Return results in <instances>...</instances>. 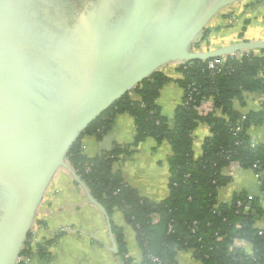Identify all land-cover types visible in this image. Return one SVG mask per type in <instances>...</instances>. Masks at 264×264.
Masks as SVG:
<instances>
[{
  "label": "water",
  "instance_id": "obj_1",
  "mask_svg": "<svg viewBox=\"0 0 264 264\" xmlns=\"http://www.w3.org/2000/svg\"><path fill=\"white\" fill-rule=\"evenodd\" d=\"M107 1L0 0V264L19 263L61 169L103 213L124 264L111 219L70 165V150L162 68L264 50V41L195 48L212 20L243 0H129L118 27Z\"/></svg>",
  "mask_w": 264,
  "mask_h": 264
},
{
  "label": "trees",
  "instance_id": "obj_2",
  "mask_svg": "<svg viewBox=\"0 0 264 264\" xmlns=\"http://www.w3.org/2000/svg\"><path fill=\"white\" fill-rule=\"evenodd\" d=\"M211 32L205 29L195 48L200 49V42ZM210 61L215 60L179 65L183 77L178 81L157 72L103 113L69 152L70 165L109 217L121 211L136 231L143 256L139 263L128 257L124 229L111 221L124 264H179L177 256L184 251L193 252L202 264H264V229L256 225L258 217L264 216V204L246 193H235L230 202L219 201L220 189L233 181L224 173L232 164L254 171L264 196V144L253 143L249 136L252 127L264 126V105L246 116L233 106L234 99L244 101L245 93H264V50L251 51L241 59L228 57L215 70L208 68ZM169 82L184 91L172 123L157 104L160 90ZM209 99L214 111L201 115L197 108ZM122 114L134 119L132 144L115 145L102 156L88 157L82 139L88 135L100 138ZM201 123L209 126L211 136L202 145V155L196 157L194 133ZM148 138L158 145L167 143L172 150L167 162L169 196L161 202L143 197L114 170L122 156H132ZM32 236L30 232L21 256L49 264L51 243L33 244ZM237 240L250 243L253 254L237 248Z\"/></svg>",
  "mask_w": 264,
  "mask_h": 264
},
{
  "label": "crops",
  "instance_id": "obj_3",
  "mask_svg": "<svg viewBox=\"0 0 264 264\" xmlns=\"http://www.w3.org/2000/svg\"><path fill=\"white\" fill-rule=\"evenodd\" d=\"M262 28L256 29V24ZM255 24V26H254ZM211 39L206 43L211 45L209 50L220 49L240 41H264L259 36L264 31V0H245L224 10L216 16L209 27ZM238 29L237 36L229 31ZM216 33L215 35V32ZM255 31V32H254ZM224 36L225 43H218L220 35ZM259 34V35H258ZM220 42V41H219ZM212 45H215L212 47ZM202 50V49H201ZM207 51V50H202ZM179 65H169L161 70L174 81L182 79L178 72ZM244 101L233 100L234 109L246 116L251 112H258L264 105V93L257 91L245 93ZM184 91L175 82H169L162 87L157 104L164 117L171 123L176 109L182 105ZM214 111L213 100L205 101L200 113L207 115ZM218 111L216 114L221 115ZM211 136L210 128L206 124H199L194 133V153L196 157L202 155V145ZM253 143L264 144V126H254L249 132ZM135 137V124L132 116L118 115L111 130L97 136H85L82 144L85 154L90 158L102 156L110 152L115 145H130ZM172 154L171 146L167 143L158 145L153 138L142 142L132 156H122L114 165L126 183L137 189L143 197L161 202L169 196V168L168 157ZM224 173L232 177L233 181L219 191V201L230 202L235 193H246L250 199L258 198L264 204L258 176L252 170L242 169L238 164H232L224 169ZM113 224L122 227L127 243L128 257L134 262L142 261V251L139 247L136 231L128 223L121 211L111 216ZM257 227L264 229V216L258 218ZM35 236L40 242H50L49 264H119L118 257L112 251V240L108 225L103 213L88 201L85 190L66 169H61L53 179L41 203L34 226ZM115 238V237H114ZM116 240V239H115ZM237 248L243 249L247 254H253V246L245 241L237 240ZM179 264H202L193 252H180L177 256ZM31 264H41L33 259Z\"/></svg>",
  "mask_w": 264,
  "mask_h": 264
},
{
  "label": "built area",
  "instance_id": "obj_4",
  "mask_svg": "<svg viewBox=\"0 0 264 264\" xmlns=\"http://www.w3.org/2000/svg\"><path fill=\"white\" fill-rule=\"evenodd\" d=\"M256 54H258V52L259 51H254ZM251 54V51H247V52H238V53H235V54H231V55H229V56H226V57H222V58H220V59H218V60H215V61H210L209 62V64H208V68L210 69V70H215V69H217V67L218 66H220V65H223L224 64V62H225V60L228 58V57H230L231 59H235V58H237V59H241L242 57H244V56H249ZM202 106V105H201ZM201 106L200 107H198L197 108V110L199 111V113H200V110H201ZM201 114V113H200ZM35 226V225H34ZM34 226H33V228H32V239H33V244H37V243H39L40 241H38L37 240V237L35 236V231H34ZM33 259L34 258H32V256H24V257H22L21 256V258H20V260H19V263L21 262V261H24L26 264H31V262L33 261Z\"/></svg>",
  "mask_w": 264,
  "mask_h": 264
},
{
  "label": "flooded vegetation",
  "instance_id": "obj_5",
  "mask_svg": "<svg viewBox=\"0 0 264 264\" xmlns=\"http://www.w3.org/2000/svg\"><path fill=\"white\" fill-rule=\"evenodd\" d=\"M129 4V0H114L113 2L112 0L107 1L106 9L109 11L110 14H114L113 17L115 19V23H117V27L122 17L127 13L130 7Z\"/></svg>",
  "mask_w": 264,
  "mask_h": 264
},
{
  "label": "rangeland",
  "instance_id": "obj_6",
  "mask_svg": "<svg viewBox=\"0 0 264 264\" xmlns=\"http://www.w3.org/2000/svg\"><path fill=\"white\" fill-rule=\"evenodd\" d=\"M244 2H245V0H243ZM242 2V1H241ZM240 2V3H241ZM238 4V3H237ZM234 5H236V4H233V5H231V6H229L228 8H226L225 9V11L226 10H230V9H232V6H234ZM257 22H255V24H256ZM255 24H254V26H255ZM257 26H256V29H258V31H259V29H261L262 28V24H256ZM229 31H231V32H233V33H235L237 36L241 33V31H239L238 29H233V28H230L229 29ZM215 32V31H214ZM255 32V31H254ZM216 33H218V32H215V35H216ZM263 33H264V31H262L261 32V34L259 35V36H263ZM226 34H230V33H228V32H225V33H222L221 35H220V37H218V39H219V41H218V43H225V39H224V36L226 35ZM211 36V35H210ZM208 37L209 39H211V37ZM201 39V38H200ZM200 39L197 41V43L200 41ZM207 41V40H206ZM206 41L204 42H200L201 43V48L200 49H197L196 48V50H209L210 48H211V45H208V43H206ZM210 48H209V47ZM215 45H212V47H214ZM201 50V51H202ZM162 70H165V68H162Z\"/></svg>",
  "mask_w": 264,
  "mask_h": 264
}]
</instances>
